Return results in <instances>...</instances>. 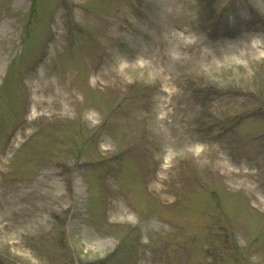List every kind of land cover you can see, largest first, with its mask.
I'll return each instance as SVG.
<instances>
[{
	"label": "rangeland",
	"instance_id": "rangeland-1",
	"mask_svg": "<svg viewBox=\"0 0 264 264\" xmlns=\"http://www.w3.org/2000/svg\"><path fill=\"white\" fill-rule=\"evenodd\" d=\"M262 200L264 0H0V264H264Z\"/></svg>",
	"mask_w": 264,
	"mask_h": 264
},
{
	"label": "bare ground",
	"instance_id": "bare-ground-1",
	"mask_svg": "<svg viewBox=\"0 0 264 264\" xmlns=\"http://www.w3.org/2000/svg\"><path fill=\"white\" fill-rule=\"evenodd\" d=\"M115 64H118V63H115ZM117 67L120 70V66L118 65ZM124 67H126V65H124V63L122 62L121 63V68L125 69ZM60 90H62V87H60ZM63 100H64V102L62 103V107H63L62 109L65 110L64 108H67L68 106H70V101L68 99H63ZM61 102L59 103L58 99L55 98V100H53V101H47V103H42V104L48 105V106L49 105L60 106L59 104H61ZM196 152H197L196 154H198V155L202 153V152H199V151H196ZM221 164H223V163H221V160L217 159L216 165H221ZM229 172L233 173V175L235 176L236 180L240 184L245 183L247 181V176H249L251 178V171L247 170L246 168L244 169L243 167L239 168L236 171H234L233 168L230 167L229 168ZM162 179H163L162 177H159V180H162ZM262 201L264 202V200H262Z\"/></svg>",
	"mask_w": 264,
	"mask_h": 264
}]
</instances>
